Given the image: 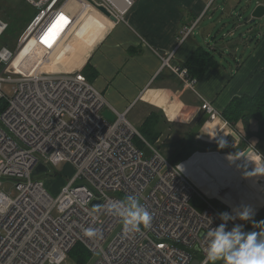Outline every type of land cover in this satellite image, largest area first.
I'll list each match as a JSON object with an SVG mask.
<instances>
[{
    "label": "built area",
    "instance_id": "built-area-1",
    "mask_svg": "<svg viewBox=\"0 0 264 264\" xmlns=\"http://www.w3.org/2000/svg\"><path fill=\"white\" fill-rule=\"evenodd\" d=\"M24 1L36 11L34 17L14 49L0 48V98L7 101L0 111V264H61L78 244L91 256L98 254L92 264H192L195 259L202 264L207 231L222 223L219 214L226 210L200 192L180 168L183 161L170 162L145 139L127 111L112 106L82 67L44 68L66 43L79 9L103 5L117 22L126 23L137 0ZM8 27L0 18V39ZM35 46L42 50V61L48 59L44 64L31 71L14 64L22 50ZM163 66L195 90L197 81L188 78L186 67L170 58H163ZM8 81L14 83L11 97L4 91ZM106 109L114 120L104 116ZM201 109L212 121L224 119L208 100ZM136 137L145 147L137 145ZM63 162L75 171L54 196L33 171L40 163L51 170ZM6 177L16 181V199L1 188ZM195 195L203 207L194 204ZM128 197H135L152 220L149 227L125 235L122 217L108 206H127ZM88 229L97 230L96 235H85Z\"/></svg>",
    "mask_w": 264,
    "mask_h": 264
},
{
    "label": "crops",
    "instance_id": "crops-1",
    "mask_svg": "<svg viewBox=\"0 0 264 264\" xmlns=\"http://www.w3.org/2000/svg\"><path fill=\"white\" fill-rule=\"evenodd\" d=\"M8 1L0 0L9 4L0 12V18L6 21H9L6 18L8 12L16 11L24 0ZM235 2L237 0L216 5V0H137L126 23L114 22L99 12L98 16L103 15L107 20H103L105 22L99 28L94 25V32L90 31L93 28L89 13L96 12V8L84 3L86 6L79 9L76 24L67 35L68 38L79 29L68 39L71 38L70 44L78 43L75 47L79 48L81 57L70 61V67H65L61 61L56 62L58 54L57 58L50 57L48 69L74 71L85 65L87 76L108 102L120 111H127L130 121L141 129L145 127V121L156 114L158 124L150 128L151 135L159 133L154 143L172 157L190 154L184 160L200 152L202 160L211 168L212 180L221 187L220 195L224 196L212 197L228 212H233V207L248 206L252 210V220L237 219L236 222L244 224L247 231H259L253 223L262 221L259 227L264 229V213L261 215L264 179L259 171L264 169L261 162L264 138L255 134L259 128L258 120L251 119L249 129L252 133H248L243 120L236 126L225 118L212 121L201 109L205 99L220 111L224 110L233 97L254 94L264 82V24L258 23V19L252 21V12H238ZM260 3L264 1L252 0L247 7L253 11ZM209 15L210 24L196 30ZM244 16V21L251 23L247 38L243 33L239 36L244 49L228 39L212 44L210 40L218 39L214 35L216 25L227 19L237 26ZM194 24L193 32L185 38L186 29ZM224 33L222 35H226ZM92 34L94 43L85 46L87 41L83 38L90 39ZM231 35L235 36V33ZM200 46L215 50L221 64L197 78L194 90L169 66H163V58H170L174 65L185 66ZM41 54L42 50L37 46L26 47L21 61L16 59L14 64L31 71L38 63L44 64L48 60L42 61ZM237 131L243 138L237 136ZM248 146L253 147L254 153L247 155L251 161L246 162L237 152H243ZM253 173L251 186L249 177ZM216 264H222V261Z\"/></svg>",
    "mask_w": 264,
    "mask_h": 264
},
{
    "label": "rangeland",
    "instance_id": "rangeland-1",
    "mask_svg": "<svg viewBox=\"0 0 264 264\" xmlns=\"http://www.w3.org/2000/svg\"><path fill=\"white\" fill-rule=\"evenodd\" d=\"M8 1V0H6ZM232 0H216V5L218 3L220 4H226L228 2H231ZM252 0H237V2H235V7L236 9L238 10V12H247V13H250L252 12V10L250 11V8H248L247 6L250 4ZM256 1H262V0H256ZM264 1V0H263ZM9 2V1H8ZM7 3H4V2H0V12L3 11V10H6L8 7H9V4ZM21 9V8H20ZM30 9V10H29ZM96 12H93V13H89V22H90V27H92L93 29H91L90 31L91 32H94V28L95 26L94 25H98V28L100 25H102L101 23L104 24V22L107 20V19H104L105 17H103V15L101 16H98L99 12L102 13L101 11H99L98 9H95ZM17 11V10H16ZM28 11V18L27 20L25 21L24 23V28H26L28 26V24L30 23V21L32 20V18L34 17L36 11L31 8V7H28L27 9ZM98 11V12H97ZM30 12V13H29ZM212 15V14H210ZM210 15L205 19H203V23L204 24H199V27L196 28V30H202L203 28L207 27L209 24H210V21H209V18H210ZM246 16V15H245ZM240 19V24H238L237 26H235L233 23H231V21H228L227 19L224 20L225 23H219L218 25H216L217 29H216V32L214 33V35L218 38L217 41H214V40H210L212 42V44H216V43H220L221 40L223 41H226V39H228V41L230 42H234L238 48H241L243 46V40L240 39V33H243L244 36L247 38V35H248V28H250L251 26V23L249 22H245L244 21V18ZM221 17V16H220ZM4 20V19H3ZM105 20V21H103ZM6 21V20H5ZM200 22V20L198 21V23ZM197 23V24H198ZM258 23H261V24H264V16L261 18V19H258ZM26 25V26H25ZM195 25V24H194ZM193 25V27H194ZM23 28V29H24ZM20 30V29H19ZM18 28L16 30L13 29V31H17L15 32L14 34H11L10 31H6L5 34L3 35V38H2V41L0 40V48L3 46V45H7V43H5V41L8 42V46L12 49L15 48L16 44H17V40H18V37L21 35L18 34ZM199 30V31H200ZM226 30H228L226 32ZM24 31V30H23ZM22 31V32H23ZM79 31V29L77 28L71 35L73 36L75 33H77ZM225 31L226 35H222V33ZM21 32V33H22ZM98 32H100L98 30ZM193 31H191L192 33ZM230 32V33H229ZM224 33V34H225ZM232 33H235V36H232L231 34ZM18 34V36H17ZM94 34V33H93ZM93 34L91 35V38H87V39H84L85 41H87L86 45H90V44H93L94 41L92 40L93 39ZM70 35V36H71ZM95 35V34H94ZM69 36V37H70ZM71 36V37H72ZM190 36V33L187 35L185 34V38L189 37ZM68 37V38H69ZM66 37V42L64 45L61 46V49H58L57 51L54 52V54H52L51 58L55 57L57 58V55L59 54L58 56V59L56 60V62L60 63L59 61H61V65L62 66H65V67H70V64L69 62L70 61H74V60H78L80 57H81V54L78 50L79 48L75 47L77 46L78 43H74L73 44L71 42V38L68 39ZM94 39L96 40V38L94 37ZM82 41V40H81ZM243 49H244V46H243ZM84 52V51H83ZM23 56V50H22V53L16 58L18 59L19 61H21V58ZM67 56V57H66ZM50 59V58H49ZM68 65V66H67ZM50 66V64H45V67L46 69H48V67ZM2 66L0 65V69ZM84 68L86 69V66L84 65ZM22 69V67H21ZM85 69L82 68V71L85 72ZM50 70V69H48ZM172 70V69H171ZM173 71V70H172ZM174 72V71H173ZM175 73V72H174ZM177 76H179L177 73H175ZM87 75V74H86ZM180 78V76H179ZM13 86H14V83L13 82H5L4 83V91L5 93L11 97L12 94H13ZM2 103L1 99H0V104ZM5 103V102H4ZM139 130H142L139 126H136ZM241 140V139H240ZM155 142V141H154ZM155 144V143H153ZM156 145V144H155ZM161 152L163 153V155L172 163H175V162H179L181 161L180 160V157L179 156H171L170 154H168L166 151H163L162 149H160ZM215 151H218V149H214ZM223 151H225V149H223ZM225 153V152H223ZM230 152H228L229 154ZM242 152H237V155L238 154H241ZM250 153H254V151L250 152ZM249 153V154H250ZM248 155V154H247ZM182 162V161H181ZM239 163V162H238ZM237 163V164H238ZM235 164V165H237ZM233 165V166H235ZM180 168H182L186 174L189 176V178L195 183L196 186L200 187V192L203 193L205 196H207L211 201H213L215 204L220 205V203L217 201L216 198L212 197V196H218V197H224V196H221L220 194L222 193L221 191V187H219V185L214 182L211 178V168L210 166L208 165V163H206V161L202 160L201 158V155H200V152H196L195 154H193L191 157L187 158L186 160H183V162L180 164ZM74 167L66 162H63V163H60L59 165H56L54 166L51 170H49L48 172H44V173H41L40 175L36 176V177H41L42 179H44L47 183H49V188L53 191H50L52 195L54 196H57L58 192L60 191V187L68 181V178L69 176H71L73 173H74ZM260 173L264 174V169L262 170H259ZM258 171V172H259ZM251 173V171H249ZM248 172V173H249ZM245 173H247L245 171ZM255 173H253L250 177H249V184L251 186H253V182L254 180L251 179L253 178V176ZM258 174V173H257ZM221 176H219L220 178ZM264 179V175L262 177ZM221 182V180H220ZM51 185V186H50ZM152 186V185H151ZM1 188L13 199H16L19 195V191H18V188H17V184H16V181L13 180L12 177H6V179L3 180V183H2V186ZM234 205V204H233ZM232 205V206H233ZM223 208V207H222ZM234 208L236 209V207H233V210ZM224 209V208H223ZM226 210V209H225ZM227 211V210H226ZM264 213V210L261 211V215ZM236 222V221H235ZM237 224V222H236ZM118 229H115L110 235L108 238L112 239L114 237V235L116 234ZM108 244V241L105 242V246ZM98 254H94L93 256H90L89 259H88V262L85 263V264H92L95 259L97 258ZM61 264H81L79 263L73 256L72 254H69L68 257L66 258L65 261H63Z\"/></svg>",
    "mask_w": 264,
    "mask_h": 264
},
{
    "label": "clouds",
    "instance_id": "clouds-1",
    "mask_svg": "<svg viewBox=\"0 0 264 264\" xmlns=\"http://www.w3.org/2000/svg\"><path fill=\"white\" fill-rule=\"evenodd\" d=\"M244 158L246 162L251 161L247 159V154ZM128 201L127 206L117 204L108 206L110 212L115 210L122 217L125 235L140 231L141 225L145 228L149 227L152 220L151 214L135 197H128ZM219 218L222 223L207 231L209 242L202 264H216L217 261H222V264H264V229L259 227L262 221L259 223L253 221L259 231H247L244 224L236 223H233L231 229L228 228L230 221L252 220V210L248 206H242L234 209L233 212L220 213ZM96 233L97 230H85V235L90 237Z\"/></svg>",
    "mask_w": 264,
    "mask_h": 264
},
{
    "label": "trees",
    "instance_id": "trees-1",
    "mask_svg": "<svg viewBox=\"0 0 264 264\" xmlns=\"http://www.w3.org/2000/svg\"><path fill=\"white\" fill-rule=\"evenodd\" d=\"M22 2L23 5L19 7L17 11H15L14 9L10 10V12H8V15L6 16V18L9 20L7 21L9 23V27L7 30L10 31L11 34L17 32V31H13V29L14 30H16L17 28L18 30L20 29L18 31L19 35L25 29L23 25L28 18L27 9L30 6L25 1ZM2 38L3 36L0 39L1 41ZM5 43H7V45H3V46H8V42L5 41ZM216 54L217 53L215 52V50L212 51L209 48H206L205 46H200L199 48H197V50L193 53V55L190 57V59L186 62L184 66L188 68L189 79L197 80V78H199L203 73L208 71L210 68H215L220 66L221 63L218 60ZM237 69H239V66L237 67ZM84 73H86V71ZM87 77L89 78V76ZM1 101L2 103L0 104V111L6 106L7 103L5 99H1ZM221 113L223 114V117L227 119L233 126H236L239 120H243L246 124V131H248V133H252V131L249 129V124L251 119L253 118L257 119L259 123V128L255 134H257V136H259L260 138H264V82L261 84L257 92L254 94H246V95L233 97L229 102V104L225 107V109L221 110ZM156 124H158L156 114H152L145 121L144 123L145 127L142 128V130H140L143 137L151 143H154L156 138L159 136V133H155V135H151L152 132L150 131V128H153ZM136 143L140 147H145V142L140 137H136ZM188 155L190 154L187 155L182 154V156H179L180 160L183 161ZM181 161L175 163L177 164L180 163ZM193 202L196 206L200 208L205 205L204 201L198 195L194 196ZM70 254H72V256L81 264L87 263L89 257L91 256L88 249L82 244L76 245L72 249Z\"/></svg>",
    "mask_w": 264,
    "mask_h": 264
},
{
    "label": "water",
    "instance_id": "water-1",
    "mask_svg": "<svg viewBox=\"0 0 264 264\" xmlns=\"http://www.w3.org/2000/svg\"><path fill=\"white\" fill-rule=\"evenodd\" d=\"M97 8L102 13H104L106 16H108L112 21L117 22L116 16H114L105 6L97 5ZM263 16H264V3H260L252 11V14H251L252 19L251 20L255 21V20L259 19V18H262ZM103 114H104V116H106L110 120H114L115 119V114L110 109H106ZM251 151H253V147L252 146H248L241 154L243 156H245V154H249ZM146 153L147 154L150 153V150L148 148H146ZM262 163H263V166H264V158H262ZM48 171H49V167L46 164H44V163H40V164H38L35 167L33 173L34 174H41V173L48 172ZM97 203H98V201H95L93 203V205L97 204ZM192 264H199V259H195L192 262Z\"/></svg>",
    "mask_w": 264,
    "mask_h": 264
},
{
    "label": "bare ground",
    "instance_id": "bare-ground-1",
    "mask_svg": "<svg viewBox=\"0 0 264 264\" xmlns=\"http://www.w3.org/2000/svg\"><path fill=\"white\" fill-rule=\"evenodd\" d=\"M262 162V161H261ZM263 164V163H262ZM35 175H39V174H35Z\"/></svg>",
    "mask_w": 264,
    "mask_h": 264
},
{
    "label": "snow or ice",
    "instance_id": "snow-or-ice-1",
    "mask_svg": "<svg viewBox=\"0 0 264 264\" xmlns=\"http://www.w3.org/2000/svg\"><path fill=\"white\" fill-rule=\"evenodd\" d=\"M47 42V41H46Z\"/></svg>",
    "mask_w": 264,
    "mask_h": 264
}]
</instances>
